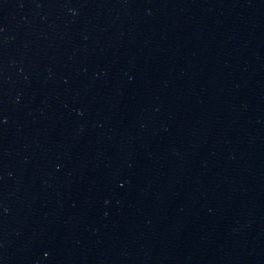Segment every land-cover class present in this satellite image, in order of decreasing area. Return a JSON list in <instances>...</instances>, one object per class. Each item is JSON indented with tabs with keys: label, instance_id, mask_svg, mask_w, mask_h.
Segmentation results:
<instances>
[{
	"label": "water",
	"instance_id": "1",
	"mask_svg": "<svg viewBox=\"0 0 264 264\" xmlns=\"http://www.w3.org/2000/svg\"><path fill=\"white\" fill-rule=\"evenodd\" d=\"M0 264H264V0H0Z\"/></svg>",
	"mask_w": 264,
	"mask_h": 264
}]
</instances>
